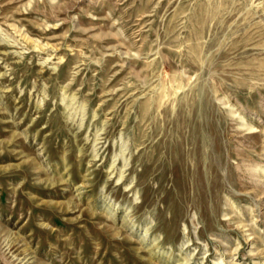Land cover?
I'll return each instance as SVG.
<instances>
[{
    "label": "rangeland",
    "instance_id": "obj_1",
    "mask_svg": "<svg viewBox=\"0 0 264 264\" xmlns=\"http://www.w3.org/2000/svg\"><path fill=\"white\" fill-rule=\"evenodd\" d=\"M264 264V0H0V264Z\"/></svg>",
    "mask_w": 264,
    "mask_h": 264
},
{
    "label": "bare ground",
    "instance_id": "obj_2",
    "mask_svg": "<svg viewBox=\"0 0 264 264\" xmlns=\"http://www.w3.org/2000/svg\"><path fill=\"white\" fill-rule=\"evenodd\" d=\"M180 264H187V260H186V262L184 261V262H181Z\"/></svg>",
    "mask_w": 264,
    "mask_h": 264
}]
</instances>
